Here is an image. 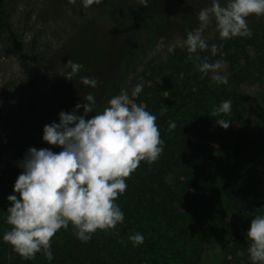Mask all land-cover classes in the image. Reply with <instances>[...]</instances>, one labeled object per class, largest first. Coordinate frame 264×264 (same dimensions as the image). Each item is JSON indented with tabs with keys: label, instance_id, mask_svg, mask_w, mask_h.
Instances as JSON below:
<instances>
[{
	"label": "rangeland",
	"instance_id": "rangeland-1",
	"mask_svg": "<svg viewBox=\"0 0 264 264\" xmlns=\"http://www.w3.org/2000/svg\"><path fill=\"white\" fill-rule=\"evenodd\" d=\"M117 1L128 6L139 0ZM210 5L211 0L162 1L156 24L138 34L141 39H149V44L132 62L127 61L123 66L125 46L132 42L130 36L112 19L99 14L97 5L84 8L82 0H77L75 5L69 4L68 0H5L8 20L21 42L44 108L31 112L28 107L29 82L21 71L7 34L0 29V168L17 143L21 144L24 153L30 147L40 149L44 146L60 151L42 140V124L58 123V114L71 112L77 103L84 102L83 98L89 92L95 94L96 107L86 118L102 112L108 101L121 92H126L135 103L133 89L142 84L143 88L148 87L147 99L149 103L154 101V107L143 102L140 105L156 115L164 141L176 144L177 149L181 143V146L186 144L192 157L199 156L200 164L191 169L203 165L207 173H213L219 186L210 192L200 212L208 224L216 222L220 230L224 229L223 238L205 231L197 237L184 238L185 242L179 239L170 243L164 239L170 232L152 221L150 216L136 220L123 211L124 220L115 229L108 232L98 230L89 242L84 243L86 264H118L122 261L124 264H171V261H174L172 264H221L222 246L231 244L232 231L242 229L229 215L224 199L250 182L252 194L257 201L264 203V167L254 165L253 159L236 154L237 146L244 143L243 134L255 139L264 150V96L260 83L255 80L245 84L238 80L235 71L241 57L237 49H231V58L220 59L224 61V70L220 74L227 75V84H217L212 73L203 79L201 75L195 76L190 69H197L195 63L204 60L205 56L192 55L184 50L186 30L198 26L199 11ZM125 13L118 17L125 16ZM247 19L250 29L252 26L264 27V16L252 15ZM257 33L259 35L260 31ZM203 35L206 40H221L214 28L206 29ZM233 39L226 42L230 44ZM171 45L176 46L177 55L183 54L178 70L170 69L173 62H167L172 56L168 51ZM135 48L136 44L132 43L130 51ZM250 55L255 61L254 47L250 48ZM68 60L83 65L72 80L65 78L71 71ZM84 76L95 77L100 84L95 89L85 86L81 83ZM225 100L233 101L231 116L212 117L213 110ZM82 112L80 109L77 114ZM221 119L229 120L227 129L216 123ZM170 122L176 124L171 131ZM220 168L222 172H219ZM247 176L250 177L248 181ZM220 186L224 188L220 189ZM128 199L119 197V207ZM198 213L191 215V221L199 218ZM255 215L262 213L256 210ZM241 231L242 239L234 241L238 264H252L248 254L250 242L245 230ZM136 233L145 239L143 244L134 247L130 237ZM199 245L202 250L195 257L193 250ZM175 248L179 249V255L174 254ZM169 249H173L172 253Z\"/></svg>",
	"mask_w": 264,
	"mask_h": 264
},
{
	"label": "clouds",
	"instance_id": "clouds-1",
	"mask_svg": "<svg viewBox=\"0 0 264 264\" xmlns=\"http://www.w3.org/2000/svg\"><path fill=\"white\" fill-rule=\"evenodd\" d=\"M103 0H82L84 8L100 5ZM147 7L150 0H139ZM75 5L77 0H68ZM264 16V0H211L209 7L198 14V26L186 30L183 44L189 53L210 50L212 56L221 52L222 46H209L204 38L206 29L214 28L222 41L246 38L253 35L248 25L249 16ZM175 45L168 48L175 51ZM71 71L66 79L72 80L83 65L68 60ZM201 79L212 73L217 84H227V75H221L224 61L209 62L205 57L197 66ZM81 83L97 88L95 77H81ZM143 85L137 84L132 92L136 97ZM71 112L61 111L59 122L44 125L42 140L60 148L30 147L19 167L22 169L7 197V224L10 229L3 241L24 260H32L43 251L47 260L54 258L52 239L61 229L71 225L75 237L87 243L98 231L108 232L124 220V213L116 203L127 190L126 181L138 169L141 161L156 162L164 147L157 117L142 105H137L126 92L113 96L102 112L91 118L96 107L95 94L89 92ZM232 100L223 101L213 110L212 117L231 116ZM82 109V114H77ZM163 114V110L161 111ZM221 128L229 127V120L216 122ZM169 123V130L175 129ZM18 194V195H17ZM248 254L252 264H264V214L250 222L247 232ZM144 236L136 233L130 237L133 246L144 243ZM242 255V253H240Z\"/></svg>",
	"mask_w": 264,
	"mask_h": 264
},
{
	"label": "trees",
	"instance_id": "trees-1",
	"mask_svg": "<svg viewBox=\"0 0 264 264\" xmlns=\"http://www.w3.org/2000/svg\"><path fill=\"white\" fill-rule=\"evenodd\" d=\"M162 1L164 0H150L146 8L141 7L139 1L125 6L117 0H103L100 5H97V12L99 14L112 19L116 25L126 30L130 36L132 42L125 46V53L122 60L123 66L127 65V61L132 62L140 52L144 51L145 46L149 44V39H141L138 34L148 28H153V25L156 24V14L160 10ZM165 1L172 2L173 0ZM122 12H126V15L118 17ZM0 29L7 34L10 46L19 60L21 71L25 79L29 82L31 93L27 103L28 107L31 112L43 109L44 105L38 94L21 42L14 33L8 20L5 0H0ZM251 30H253L251 37L235 38L230 44L219 39H207L206 41L209 46L212 44L222 46L221 52L217 53L216 56H212L210 50H197L196 53L191 54L200 57L205 56L209 62H212L218 59L231 58L233 56L231 49H237L236 52L241 57V62L235 71L238 75V80L245 84L256 80L262 87L261 94L263 97L264 43L263 40L261 41V37L264 38V27L252 26ZM258 30L260 31L259 35L257 33ZM132 43L136 44L134 51H130ZM251 47L256 49L255 61L252 60L250 55ZM184 50L187 51L186 46ZM182 57L183 54L178 53L177 55L176 51L172 52L171 58L167 61L168 63L173 62L169 65L170 69L176 68L178 70L177 66L181 64ZM202 62L203 60L195 63V65L198 66ZM190 70H192L195 76L201 75L196 68ZM147 89L148 87L142 89L136 96L135 103L140 105L143 102L150 108H153L154 101L153 103L148 102ZM42 125L44 127V124ZM159 131L161 139L164 141L163 131L160 128ZM243 137L244 143L237 146L238 150L236 154L243 155L245 159H253L254 165L264 167V150L256 144L255 139L252 137L245 134H243ZM183 139L186 141L185 135H183ZM181 144L177 149L176 144L171 145L164 141L165 147H163V152L156 162L149 164L146 161H141L138 169L126 181L128 185L127 190L120 197L124 196L129 199L127 203L124 202L122 204L121 210L136 220H141L146 215L150 216L152 221L161 224L164 230L170 232L169 237L164 238L170 243H174V241L178 242L179 239L185 242L184 238L192 235L197 237L205 231L211 235L219 234V238H223L224 229L222 228L220 230L216 222L208 224L207 219H203L200 212L210 192L219 188V186L215 182L213 173H207L203 165L197 169H191L195 164H200L199 156L192 157L191 149L186 144L184 146H181ZM20 145V143L15 145L11 154L0 168V264H86L85 258L87 254L85 244L75 237L71 225L66 230H59L53 237L51 244L54 258L52 260H47L43 251L37 253L32 260H24L12 250L9 244L3 241L4 233L10 229L6 221L8 215L7 209L10 207V202L7 200V197L14 194V183L22 171L19 164L25 153ZM43 148H50L53 152H59L53 150L50 146H44ZM219 172H222L221 168ZM249 179L250 177L247 176L246 181ZM223 188L224 186H220V189ZM252 190V184L249 182L245 188L240 189L237 193H230L229 197L224 199L225 207L229 215L231 218L233 217L235 222L237 221V226H241L246 233L250 228L251 219L256 216V210L261 211L262 214L264 210V203L256 200V196L252 194ZM116 203L120 205L118 199ZM193 213L199 214V218L195 219V222L190 219ZM241 230L239 228V230L232 231L233 239H231V244L222 246L221 250L224 256L222 257L221 264L239 263L234 241L236 242L242 239ZM172 250L169 249V252L172 253ZM201 250L199 245L198 248L193 250V255L198 257ZM173 252L175 255H179V249L175 248ZM172 263L174 261H171ZM118 264H124V262L122 261V263Z\"/></svg>",
	"mask_w": 264,
	"mask_h": 264
}]
</instances>
